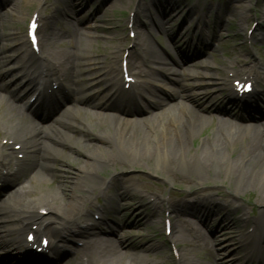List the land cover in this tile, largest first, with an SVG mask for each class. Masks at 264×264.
<instances>
[{
  "label": "bare ground",
  "instance_id": "obj_1",
  "mask_svg": "<svg viewBox=\"0 0 264 264\" xmlns=\"http://www.w3.org/2000/svg\"><path fill=\"white\" fill-rule=\"evenodd\" d=\"M94 1H98V4L101 3L102 5L108 0H65L64 2L73 8L79 6L84 9L89 4H93ZM151 1V3H147L144 0H140L134 8V14L130 18L131 22L129 21L136 30V42L132 44V48L127 52L124 60H126L129 76L140 80L133 82L132 85L130 84L129 87L132 88L125 91L123 89L125 82L121 68L119 67L120 71L118 73L117 60H114L106 67V76L109 77L108 81L111 83V87L115 88V91L108 98H106L107 95L99 98L96 93L93 96L89 93L94 91V85L101 84L103 80L99 78L88 83L81 79V76L86 72L82 67L84 64L83 57L86 55L88 46L83 43L81 37L77 40V35L81 36L80 33H82L80 28L76 29L73 24L67 22L58 29V32L53 31L44 21L46 17H49V14L46 15L51 7L49 0H0L2 3L12 4V11L14 12L17 8L30 7L33 4L36 6L34 11V15H36L35 21L40 25L39 27L44 33L42 45L43 43L55 41L59 35H74V38L69 36V38L61 37L62 39L59 42H66L69 39L76 40L74 53L59 51L47 54L41 51V55L47 54L49 60H47V57L36 56L31 50H27L23 44L12 46L10 48L12 55L9 56L6 55L8 48L4 44L0 45V67L3 69L0 74V142L4 141L5 146L16 147H12L6 153H3V148L0 147V190L3 191L7 185L13 186L15 183H24L25 177H29L31 174L32 179L37 178L43 174L41 169L50 170L53 167V162L59 158L61 164L67 163L71 156L61 152V148L64 147H67L75 155L76 153H83L97 167V170L89 169L87 171L85 180L83 178L72 187V190L76 191V195L71 193L67 196V199H63L61 194H59L60 192L56 190V192L52 191L49 196L45 197L42 194H38L33 200L34 202L32 201L33 205L30 204L31 206L26 202L16 203L14 201L12 205L1 207L0 264H33V262L28 260L29 254L25 249L24 242L25 235L32 231L34 232L35 242L40 236L50 235L48 253L55 255V263L59 259L64 257L71 258L72 256L65 249L59 248V243L77 246L76 238L86 237L84 243L75 252L76 256H78L75 264H151L144 261L143 256L156 249L157 245L155 243H149V241L137 242L131 240V238H123L116 242L111 237L115 235L116 230L138 227L141 223L147 222L149 217L142 212L134 217V221L125 220L122 222L123 219L109 215L110 212H117L121 207L118 205L116 207H108L109 202L114 200L115 197L114 194L110 197L109 192H107L108 187H111V179L103 178L98 171L106 167L114 169L121 162H127V165L130 164V166L143 164L150 171L151 158L159 156L162 168L160 170L154 169L157 170L158 176L163 181L174 184H204L207 179L190 173L191 171L186 169L192 166L196 159L202 172L207 174L210 171L211 173L212 166L216 165L219 169L217 173L215 171L213 174L219 175V173L227 169V163L219 155L221 149L226 145L227 140L234 141L236 138L244 137L248 141V148L240 155L237 166L228 167L230 170L229 174L249 177L251 186L258 191L257 198L264 202V179L258 180L261 171L264 172V125L258 126L251 123L247 127L241 123H233L232 120L234 119L231 116H236L237 114L224 102L230 103L229 99H244L243 95H238L233 86V81L241 82L243 79L252 81L255 87L260 89L256 93L258 98H263L264 75L259 77L254 68L246 67L240 60H236V65L225 64L222 76L213 72L212 67L209 65L196 63L193 65L194 68L201 67L207 70L208 74L197 78L196 75H191L189 71H185L175 78V72L171 71V67L175 65L173 61H170L169 64L164 63L166 68L160 71L161 75L165 77L163 80L156 78L157 72L146 74L143 69L154 63L158 58V54L148 44L151 32H149V28L142 30L143 28H141L140 22L137 20L138 11L144 10L148 6H155L158 13L146 12L145 17L148 16L150 20L152 18V25L154 23L158 29L164 30L167 22L174 19V17L168 16L169 6L177 7L180 1L185 0ZM118 2L126 4L123 3V0H118ZM197 4H194L192 9L190 8L188 11L197 8ZM214 8L215 4H211L210 9L213 11ZM259 9L261 10V8ZM189 14L186 15L183 22L190 18ZM66 15H69V13L66 12ZM28 18L30 19L31 16ZM238 19L242 23L244 18L242 19V17L238 16ZM261 21L262 25L260 24L259 29L264 27L263 13L261 14ZM183 22L181 21L179 26ZM8 29H10L8 25L0 27V43L10 41V38H12L11 34L6 33ZM213 37L215 35L211 36V39ZM197 39L200 43L203 41V38L199 37ZM171 42L172 45L175 42H180L178 58L180 57L182 65H187L201 51H198V48L192 49L190 39H182L181 35H179V30L173 33ZM120 47H122L121 42L115 45V50ZM208 49L209 45L206 41V43L204 42L203 50L206 51ZM13 61H15L17 69H7L6 67ZM230 72L232 73L231 75L229 74ZM93 74L90 73V76ZM22 78L26 80L25 83L22 82ZM205 79L207 80L205 81ZM35 80H42L41 84L54 85L57 90H66L70 94L71 100L76 99V104L82 107L70 110L64 119L51 123L47 130L31 127L33 122L26 118L25 112L20 110V107L16 104V98L14 100L12 98L11 101L5 100L3 93L13 90L15 94H19V91L24 93L33 85ZM199 80L201 81L198 82ZM209 85H214L220 93L226 92L224 101L215 100L218 94L214 92L209 93L206 91L200 93V91H197ZM140 88L145 91V101L141 104V108L135 105L136 97L142 96L141 90L139 91ZM211 90L214 91V88ZM158 92L166 97L161 103L155 100ZM106 110L109 115L105 114ZM200 113H210L214 118L222 115L230 117L218 118V126L211 131L215 133L214 136L208 137L209 139L206 140L208 144L200 141L196 147L199 151L197 155H193L189 154L185 148L189 141L194 140L197 130L206 128V122ZM112 114H119L120 117L117 118ZM136 116L139 117L134 118ZM246 127L249 129L243 131ZM219 134L223 136V139L218 137ZM84 135H89V138L87 139ZM89 141L91 143L88 144L87 142ZM209 147L212 148L208 150ZM89 148H96L101 151L105 149L107 151L113 150L114 152H106L107 154H104L102 158H97L88 151ZM131 157L134 161H129ZM180 162L183 165L182 170L177 168ZM86 163L88 162L86 161ZM35 166L41 169H35ZM252 168L255 170L253 171ZM213 180L208 179L211 184L214 183ZM127 181L129 184L125 181L126 185L123 186L122 192L117 196L120 202L132 203L135 198L143 200L153 209V214L157 215H159L165 205L171 210L172 223L169 222L171 236L166 241H171L176 245L185 244L186 240L184 239L187 236L192 240L189 244L204 246L217 264H238V262L264 264V258L247 252L249 247L238 246L236 231H233V233L228 232V236L224 235L226 240H228L226 245H224V249L229 250L230 254L236 252L238 255L242 251H245L246 254L243 257L221 259L220 254H216L217 248L210 242L209 236L205 234L203 228L194 227V230L188 228L183 231H177L176 218L181 226L186 223L177 216L179 215V210L177 211L176 209L179 208L176 207V201L172 202L171 197L163 199L162 192L149 184L137 187L133 180ZM39 185L42 188L47 186L54 190L52 185H47L44 182ZM127 185L131 186L133 193H131ZM21 193L29 195V191L22 187L10 193L9 198ZM99 199L104 202V205H96ZM16 204L19 212L14 213V208L11 207ZM130 206L131 204L128 203L124 210ZM39 210L44 211L43 215H47L49 218H44ZM187 210L190 211L188 213L191 216L200 219L204 227L212 229L210 222L213 219L211 217L202 216L195 208ZM183 211V214H188L186 210ZM11 212L14 214H11ZM92 214L97 215L98 219L92 220ZM263 215L264 208L260 216L241 221V223H244L253 220L254 225L252 224V227L254 229L250 231V236H253V238L258 239L260 238L259 235L264 238V227L258 232V224ZM229 218V215H226L223 220L225 219V224H227L228 228L233 229L237 223L232 222ZM184 220L187 222L185 218ZM103 223L108 224L109 232L101 229ZM93 227L96 231L104 233L105 237L90 234L89 231ZM230 240L232 244L229 243ZM222 241H225V239ZM233 242L236 243L234 250L231 249ZM215 243L219 244L220 242L216 240ZM13 247L15 248L10 253H7ZM177 253L178 264H188L184 254Z\"/></svg>",
  "mask_w": 264,
  "mask_h": 264
},
{
  "label": "rangeland",
  "instance_id": "obj_2",
  "mask_svg": "<svg viewBox=\"0 0 264 264\" xmlns=\"http://www.w3.org/2000/svg\"><path fill=\"white\" fill-rule=\"evenodd\" d=\"M49 1L51 3V7L46 13V15L49 14V17L45 19V22L48 23L49 27L53 29V31L58 32V29L67 22L73 24L76 29L80 28L82 31V33H80L81 36L77 35V40L81 37L83 43L88 46V50L86 55L83 57L84 64L82 67L86 71V74L84 73L85 75L81 76V79L83 80L87 78V82H91V80L94 81L99 78L103 79L101 84L95 86L97 87L96 93L99 98H101V96H105L106 93L110 94L113 89L104 91L105 86L110 84L106 81V67L112 63V61L117 60L116 67L119 71L120 56L123 54L124 58V56H126V52L130 51L132 44L136 42V30L131 26L129 21L131 22L130 18L134 14V8L140 0H123V3L126 4H121L118 0H108L106 3H102V5L101 3L98 4V1H94L93 4H89V6L84 7V9L79 6H77V8H73L64 2L65 0ZM158 1L166 2L167 0ZM144 2L151 3L152 1L144 0ZM196 3H198V7L192 11H188V9H192ZM211 4H215L213 11L210 9ZM11 5L10 3L6 4L5 2H0V27L2 25H8L10 29L6 30V33L11 34L12 36L10 41L1 42L0 45L4 44L8 48L6 55L9 56L12 55L10 48H12L15 44H23L28 47L24 36L25 27L28 17L33 15L34 10L36 9L33 4V6L31 5L30 7L17 8L14 12L12 11L13 8ZM177 5V7L169 6V16L176 15V18L174 21L169 22L164 30L153 27L152 18L150 20L148 19V16L145 17V13L149 11L158 13L156 12L155 6H148L146 9L138 11L137 20L140 22V26L143 28L142 30H147V28H149L148 30L151 32L148 44L158 54L156 61L150 64L149 67L144 68L146 73H150V71H157V69H163L165 67L163 63H169L173 60V62L177 63V65H173V67H171V71L175 72V78L180 76L179 74L184 73L185 71H189L191 75H196L198 78L208 74L207 70L201 67L194 68L193 65L196 63L209 65L212 67L213 72L222 76L223 66L225 64L236 65V60H240L246 67L254 68L259 77L264 75V27L259 29L262 25L261 14H264V0H185L180 1ZM259 8H261V10ZM66 12L69 13V15H66ZM188 12H191L190 14L192 17H196L195 19H192L194 22H189V25L187 23V26L184 27V30L182 29V32H186L188 29L199 31L201 32L200 35H203V41L201 43L200 41L197 43L194 41L192 43L191 46L193 47L194 45L193 48H198V51H201L195 58L190 60L187 65H182V63H180V58L177 57L178 45L175 43V46H172L170 33L172 34L176 31V27L178 26L180 20L183 19L185 14ZM238 16L242 17V19L244 18L242 23L238 19ZM189 20L190 19L185 22H188ZM182 26H184V24ZM38 33L40 39H42L44 34L40 28H38ZM213 35H215V37L211 39V36ZM64 36L67 37L68 35H59L56 37L55 41L43 43V45L41 41L42 50L47 54L49 52L59 51L74 53L75 48L73 47L76 40L59 42V40L62 39L61 37ZM205 40L209 45V49L206 51L203 50L204 42L206 43ZM119 42H121L122 47L116 49V51L115 45ZM35 54L40 56V53L38 52ZM47 54H45L46 56L44 54L43 55L49 60V56ZM6 68L17 69L15 61L11 62ZM90 73L94 74L90 76ZM231 74L232 73L230 72V75ZM157 77L158 79H161L162 75L157 74ZM206 80L207 79H205V81ZM200 81L201 80L198 82ZM213 88L214 91L211 90ZM197 91H200V93L206 91L209 93L214 92L215 94H218L215 100L224 101V98L226 97V92L220 93L214 85L205 86L203 89H198ZM89 94L92 95L93 93ZM165 99L166 97L159 92L155 98V100L160 103ZM143 100L144 97L136 99L137 102L140 101L141 103ZM229 100L231 101L232 99ZM224 102L226 103V101ZM257 107L264 109V99L257 103ZM232 108L237 110L236 106L232 105ZM74 110H76V108H74ZM200 115L206 122V128L199 131L197 130L194 140L189 141L185 148L189 154L193 155H197L199 149L196 147L200 141H204L205 144L206 140L209 139L208 137L214 136L215 134L211 132L212 129L218 126L212 114L200 113ZM117 117H119V115H117ZM138 117L139 116L134 118ZM255 122H260V120ZM261 123L264 124V118L261 120ZM84 136L87 137V139L89 138V135ZM218 137L223 139L221 134H219ZM87 143L89 144L91 141ZM1 144L4 147L2 152L6 153L9 146L5 147L2 141ZM211 148L209 147L208 150ZM247 148L248 141L244 139V137L236 138L234 141L227 140L226 145L221 149L219 154L222 160L227 163V169L219 173V175L213 174L215 171L217 173L219 169L216 165L212 166L211 173L210 171H208L207 174L202 172L195 159L192 166L188 167L186 170L207 179L204 184H174L163 181L158 176L157 170H155H160L162 168L159 156L151 158L150 171H148L146 166H143V164L130 166V164L127 165V162H121L120 165L114 169L111 167L100 169V171H98L100 176L111 179V187H108L109 189H107V192H109L108 194L110 197L112 194L115 196L114 200L109 202L108 207H116L117 205L121 207L117 212H110V216H117V218L123 219L122 222L125 220L134 221V217L142 212H144L146 216H149L147 218L148 221L141 223L138 227L134 226L116 230L115 235H113L112 238L116 242L123 238H131V240L137 242L149 241V243H155L157 247L154 252L146 253L145 255L143 254V260L151 264H178L177 252L184 254L188 260V264H217L216 260L211 257L210 252L206 250L204 246L189 244L192 240H190L187 236L184 239L186 240L185 244L176 245L171 241H166L170 238V234L167 235L164 233L163 224L166 219H169L172 223V215L170 213L171 210L168 209L166 205L160 211L159 215H157L153 214V209L143 200L141 201L140 199L135 198L132 203L125 201L120 202V199L117 196L120 192H122L124 188L123 186L126 185L124 182L126 181L127 184H129L127 180L131 179L137 187L149 184L162 192L161 194L163 199L171 197L172 202L176 201V207L179 208L176 209L177 211L179 210V215L177 216L180 217L181 221L183 220V222L186 223L183 224L184 226H181L176 218L177 231H183L188 228L194 230V227L203 228L205 234L209 236L210 242H212L215 248H217L216 254H220L221 259H232L234 257L238 258L243 257L246 254L245 251L239 252L238 255L236 252H232V254H230L231 252L229 250L224 249V245H226V241H228L224 235L226 234L228 236V232L233 233V231L237 232L236 241L239 244L238 246L241 245L249 247L247 252L253 254L254 256L259 255L264 258V238H262L261 235H259L260 238L258 239L250 236V231H253L254 229V227H252V224L254 225L253 220L241 223V221H246L247 218L250 219L260 216V213L264 208V202H261L257 198L258 191L251 186V180L249 177L246 178L243 175L237 174L230 175V170L228 169V167L230 168L238 165L240 155H242ZM88 151H90L97 158H102L104 154H107L106 152H114L113 150L107 151L106 149L104 152L96 148H89ZM61 152L66 153L67 155L70 154L71 157L67 163L61 164L59 158L57 161L53 162V167L50 170L41 169L40 167L38 168L35 166V169L42 170V175L32 179L31 174L29 177H25L24 183H15L13 186H5L4 190L0 191V208L12 205L14 201L16 203L26 202L28 205H33V200L38 196V194H42L45 197L49 196L52 191L56 192V190L60 192L59 194H61L63 199H67V196L71 193L76 195V191H73L72 187L83 178L85 180V175L89 169L97 170V167L92 161L88 160L83 153H76L75 155L67 149V147L61 148ZM86 161L88 163H86ZM129 161H134V159L131 157ZM86 164L89 166L87 167ZM177 168L182 170L183 165L181 162L177 165ZM252 170L254 171L255 169L252 168ZM263 174L264 172L261 171L258 177L259 181L264 179ZM208 179H214V183L211 184ZM42 182L47 185H52L54 190H51L47 186L43 188L40 187L39 184ZM127 186L129 188L131 187L130 185ZM22 187L29 191V195L21 193L15 194L12 198H9L10 193H13L16 189ZM130 191L133 193L132 188H130ZM128 203L131 204V206L124 210ZM96 205H104V202L99 199ZM11 208H14V213L19 212L17 204ZM193 208L197 209L202 216L207 218L211 217L213 219V221L210 222L212 229L206 226L204 227L200 219L195 218L188 213L190 211L187 209ZM183 210H186L188 214H183ZM14 213L11 212V214ZM42 213L43 211L41 210V214ZM226 215H229V220L237 223L235 228L230 229L227 227L225 219L223 220ZM43 217L46 219L49 218L47 215H43ZM97 217L98 216L96 215H91L93 220H96ZM263 223L264 215L259 221L258 232L263 229ZM107 227V224L102 225V229L104 230L108 229ZM89 232L90 234H102L100 233L101 231H96L94 227L91 228ZM85 238H76L77 244L81 246L84 243ZM223 239H225V241H222ZM216 240H219L220 243L216 244ZM229 243L232 244V241L230 240ZM235 246L236 243L233 242L231 249L234 250ZM65 248H67L71 253L77 251V248H74L69 244ZM173 249H175L176 253H173ZM77 259L78 257L73 254V258L68 259V257H64L59 264H75V260ZM238 264H244V262H238Z\"/></svg>",
  "mask_w": 264,
  "mask_h": 264
}]
</instances>
